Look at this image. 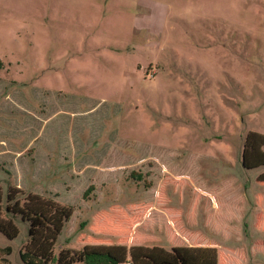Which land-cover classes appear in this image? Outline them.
<instances>
[{"label": "rangeland", "instance_id": "obj_1", "mask_svg": "<svg viewBox=\"0 0 264 264\" xmlns=\"http://www.w3.org/2000/svg\"><path fill=\"white\" fill-rule=\"evenodd\" d=\"M12 187L71 209L55 254L264 264V0H0L3 205Z\"/></svg>", "mask_w": 264, "mask_h": 264}, {"label": "trees", "instance_id": "obj_2", "mask_svg": "<svg viewBox=\"0 0 264 264\" xmlns=\"http://www.w3.org/2000/svg\"><path fill=\"white\" fill-rule=\"evenodd\" d=\"M17 187L7 190L6 204L0 188V232L13 239L19 229L8 215H20L28 222V240L19 252L24 264H218L213 246L177 245L170 249L158 245H84L80 249H62L55 254V242L72 211L51 198ZM6 215V216H5ZM12 248L0 246V264H11L6 257Z\"/></svg>", "mask_w": 264, "mask_h": 264}, {"label": "built area", "instance_id": "obj_3", "mask_svg": "<svg viewBox=\"0 0 264 264\" xmlns=\"http://www.w3.org/2000/svg\"><path fill=\"white\" fill-rule=\"evenodd\" d=\"M123 264H131V261L128 259Z\"/></svg>", "mask_w": 264, "mask_h": 264}]
</instances>
